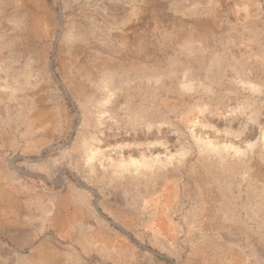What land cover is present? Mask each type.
<instances>
[{
  "label": "rangeland",
  "instance_id": "374dc122",
  "mask_svg": "<svg viewBox=\"0 0 264 264\" xmlns=\"http://www.w3.org/2000/svg\"><path fill=\"white\" fill-rule=\"evenodd\" d=\"M0 264H264V0H0Z\"/></svg>",
  "mask_w": 264,
  "mask_h": 264
},
{
  "label": "bare ground",
  "instance_id": "6f19581e",
  "mask_svg": "<svg viewBox=\"0 0 264 264\" xmlns=\"http://www.w3.org/2000/svg\"><path fill=\"white\" fill-rule=\"evenodd\" d=\"M197 14V13H196ZM185 15V14H184ZM84 151V150H83ZM232 154H235V153H232ZM226 157V156H225ZM228 157V156H227ZM211 159V158H210ZM232 159H234V158H232ZM212 160V159H211ZM97 161V160H96ZM85 162V161H84ZM225 162V161H224ZM218 163V162H217ZM97 164V163H96ZM87 165V164H86ZM220 165V164H219ZM88 169V168H87ZM92 169V168H91ZM143 170V169H142ZM225 170V169H224ZM90 171V170H89ZM122 171H124V170H122ZM147 171V170H146ZM150 171V170H149ZM228 171V170H227ZM142 172V171H141ZM129 173V172H128ZM225 173V172H224ZM141 174V173H140ZM130 176H132V174L130 175ZM63 213V212H62ZM61 214V213H60ZM75 214V213H74ZM60 216V215H59ZM63 216H64V214H63ZM70 219V218H69ZM68 219V221H70ZM66 222V221H65ZM58 224V223H57ZM65 224V223H64ZM68 224V223H67ZM63 231V230H62ZM115 245V244H114Z\"/></svg>",
  "mask_w": 264,
  "mask_h": 264
}]
</instances>
